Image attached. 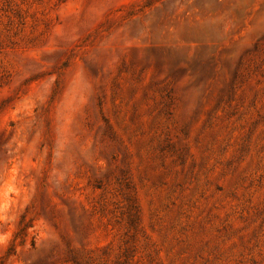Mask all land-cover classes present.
Listing matches in <instances>:
<instances>
[{
	"label": "rangeland",
	"instance_id": "1",
	"mask_svg": "<svg viewBox=\"0 0 264 264\" xmlns=\"http://www.w3.org/2000/svg\"><path fill=\"white\" fill-rule=\"evenodd\" d=\"M0 264H264V0H0Z\"/></svg>",
	"mask_w": 264,
	"mask_h": 264
}]
</instances>
